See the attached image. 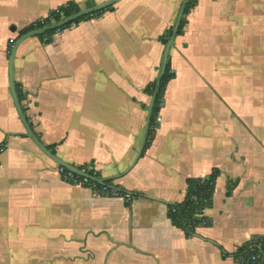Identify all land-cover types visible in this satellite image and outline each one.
<instances>
[{
	"label": "crops",
	"instance_id": "obj_1",
	"mask_svg": "<svg viewBox=\"0 0 264 264\" xmlns=\"http://www.w3.org/2000/svg\"><path fill=\"white\" fill-rule=\"evenodd\" d=\"M87 1L0 0V264H234L220 248L264 237V0H197L167 45L159 39L187 0H122L50 44L17 47L14 82L33 134L57 160L139 195L129 204L59 176L10 93L20 31ZM167 62L174 78L149 133L146 88ZM214 171L209 225L187 238L168 207Z\"/></svg>",
	"mask_w": 264,
	"mask_h": 264
},
{
	"label": "trees",
	"instance_id": "obj_2",
	"mask_svg": "<svg viewBox=\"0 0 264 264\" xmlns=\"http://www.w3.org/2000/svg\"><path fill=\"white\" fill-rule=\"evenodd\" d=\"M94 2L88 0L85 3L86 8H91L94 6ZM197 4V0H187V3L183 10V17L174 31V29H169L163 36L160 37V42L163 45H167L169 39L172 36H180L183 33V29L187 23L186 17L189 15L190 10H192ZM112 7H109L100 12L94 13L92 15L83 16L72 23L67 24L66 26L50 31L44 35L38 36V38L45 44H50L53 42V35L57 32L63 31L65 29L70 28L72 25H77L81 22H85L91 19L100 18L105 12L112 11ZM81 11V8L74 2H69L64 6L59 7L57 10L50 12L47 18L42 19L34 24L29 25L22 31H20L19 36H22L30 31L42 29L51 23L58 22L66 17L74 15ZM14 43V41H13ZM174 75L171 72L170 64L167 62L164 68V72L161 78L149 85L146 88V93L151 95L153 98L150 116H149V133H153V129L155 127V119L163 106L164 100V92L167 83L169 80L173 79ZM17 95L19 101L22 100V95L17 87ZM23 112L25 110L23 109ZM28 121V120H27ZM1 148V147H0ZM85 170V173L92 178L100 179V176L93 171ZM218 177V172L214 171L210 176L204 179L198 180H189L187 185V195L185 200L181 204L169 205V218L173 224V226L181 229L187 238H191L196 235L195 228L197 226H208L209 221L204 217L203 212L206 209H210L212 207L213 200V192L215 188V180ZM95 187L98 190H102L106 188L107 194L104 196L112 197L113 192L115 191L117 196H125L129 195L132 199L138 198L139 195H131L127 194L124 190L117 188L113 185L112 180H104L102 185L95 184ZM234 188V184H230L227 186V195L230 194L232 189ZM129 204V203H127ZM258 243L261 245V248H257L255 244ZM220 248V247H219ZM222 252L223 258H231L234 264H264V237L263 236H255L249 240L244 246L237 249L235 252L228 254L222 248H220ZM256 261L251 262L252 257H257Z\"/></svg>",
	"mask_w": 264,
	"mask_h": 264
},
{
	"label": "water",
	"instance_id": "obj_3",
	"mask_svg": "<svg viewBox=\"0 0 264 264\" xmlns=\"http://www.w3.org/2000/svg\"><path fill=\"white\" fill-rule=\"evenodd\" d=\"M120 1L122 0H107L103 3H100V4H96L94 5L93 7L91 8H86V9H82L80 12L74 14V15H71L69 17H66L58 22H55V23H51L50 25L42 28V29H39V30H34V31H30L22 36H20L16 42L14 43L12 49H11V52H10V56H9V63H8V77H9V86H10V93H11V97H12V100H13V103H14V106L16 108V111L18 113V116L20 118V121L22 122L23 124V127L26 131V136L28 138H30L38 147L39 149L45 153L47 156H49L51 159H53L59 166H62L68 170H71L73 172H75L76 174H80L79 170L74 168V167H71V166H68L66 165L65 163L57 160L55 157H53L48 151L47 149L40 143L39 139L33 134V131L29 125V123L27 122L25 116H24V113H23V110L21 108V105H20V102H19V99H18V95H17V90H16V84L14 82V60H15V54H16V50H17V47L25 40L29 39V38H33V37H38V36H41V35H44L50 31H53V30H57V29H60L64 26H66L67 24L69 23H72L74 22L75 20L83 17V16H87V15H92L94 13H97V12H100L102 10H105L109 7H112L114 5H116L117 3H119ZM92 181H94L95 183L99 184V185H102L103 184V181L102 180H98V179H95V178H92V177H89Z\"/></svg>",
	"mask_w": 264,
	"mask_h": 264
},
{
	"label": "built area",
	"instance_id": "obj_4",
	"mask_svg": "<svg viewBox=\"0 0 264 264\" xmlns=\"http://www.w3.org/2000/svg\"><path fill=\"white\" fill-rule=\"evenodd\" d=\"M11 44H13V41H10ZM157 121H160V118L157 119ZM2 150V148H0V151ZM58 175L61 176L65 181H67L68 183H71L73 185H79L82 187H87L92 189V191L99 196L105 195L107 194V190L106 188H103L102 190H98L95 187V183L94 181H92L89 176L85 173V170H79L80 174H76L75 172L68 170L62 166H59L57 169ZM112 197H117L116 192L114 191L112 194ZM124 201L126 203H130L131 201H133V199L129 196V195H125L124 196ZM256 246H258L257 248H261V245L256 243ZM257 257H252L251 258V262L256 261ZM264 261V260H263Z\"/></svg>",
	"mask_w": 264,
	"mask_h": 264
},
{
	"label": "rangeland",
	"instance_id": "obj_5",
	"mask_svg": "<svg viewBox=\"0 0 264 264\" xmlns=\"http://www.w3.org/2000/svg\"><path fill=\"white\" fill-rule=\"evenodd\" d=\"M83 9H86V6L85 7H83ZM82 10V9H81ZM244 89L242 88V91H243ZM257 127H261V125L260 124H258V126Z\"/></svg>",
	"mask_w": 264,
	"mask_h": 264
}]
</instances>
